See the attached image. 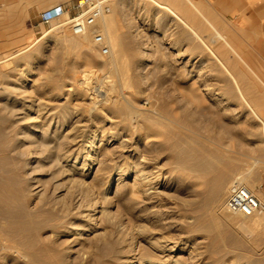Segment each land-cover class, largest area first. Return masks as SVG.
<instances>
[{
	"label": "rangeland",
	"instance_id": "rangeland-1",
	"mask_svg": "<svg viewBox=\"0 0 264 264\" xmlns=\"http://www.w3.org/2000/svg\"><path fill=\"white\" fill-rule=\"evenodd\" d=\"M160 1L169 3L176 11L179 10L177 12L187 17V20L190 18L189 20L193 21V18L191 19L193 15L206 21L209 19L220 31L225 30V34L229 33L226 36L236 35L237 39L232 44L249 56L255 70L254 81L257 82L255 89L264 94V8L255 14L251 12L253 6L246 5L245 11L251 12V18L244 12L230 13L216 5L214 0ZM153 2L111 0L112 11L109 15L113 14L112 17L116 18V29L120 36L123 35L121 37L126 45L122 57L124 64L122 72L103 63L111 58L112 51L110 55H98L96 51L98 46L95 43L93 53L75 50L69 54L65 62H62L67 46L63 33H69L68 27L62 29L60 27L63 18L52 20L46 26L43 25L39 32L32 31L24 41H19L16 36L18 31L7 27L8 22L5 18L9 14L0 12V58L3 61L1 64L6 66L8 75L10 74L8 80L12 82V86L18 85V92L7 94L18 97V134H21L20 128L24 129L29 122L30 105H34L35 108L32 115L39 113L50 115L53 124L64 122V132L69 130L73 133L77 125L83 123V131L88 139L89 135L91 137L97 130L96 144L103 143L100 148L104 149L105 155H101L95 162L93 171L86 176V180L93 188L96 185L94 195L98 197L97 208L100 210L96 214L98 215L96 221L100 229L106 231L112 240L107 243L96 241L89 231L80 238L67 230V221L75 219L79 222L81 218L76 216L74 210L67 212L66 209H62L68 202L56 203L53 200L50 187L54 186L57 180H65L62 192H66L70 184L68 174L63 173L54 177L52 161L42 156L56 147L51 146V150L46 153L41 145L38 148L35 142L25 141L37 147V155L44 167L33 170L35 172L31 174L20 168L19 163L16 171L8 160L6 164L2 162L0 165V182L12 186L10 190L4 189L3 186L0 190V264H175V260L178 264H192L194 261L195 264H264V223L252 231L241 230L239 223L248 218L243 214L234 215V212H230L233 215L234 227L224 232V240L219 245L220 250L212 253L207 251L212 242L211 235L194 228L202 211L199 202L204 194V185L195 174L176 166L175 152L171 145L178 135L187 138L189 135H196L207 145L217 146L226 153L240 156L242 160L238 171L250 174V183L259 197H264V165L249 166L247 160L251 157L243 151H237L240 149L239 139L245 147L256 143V139L252 138L249 132L239 131L232 135L226 130V123H239L240 127H244L252 120L247 118L248 110L240 98L226 93L229 84L224 79L225 73L222 74L221 67L217 66L214 59L208 57L207 50L200 46L197 38L195 41L189 28L181 23L173 12L165 7L162 9ZM208 24L210 27L202 32H205L204 35L208 36L215 49L221 45L223 49L220 50H224L229 44L224 39L217 40L215 35L210 33L211 30L215 31V27L209 21ZM238 43L239 45H236ZM131 45L135 47L132 48ZM135 48H140L139 52L141 49L145 51L139 53ZM179 51L182 53L181 57L177 56ZM188 67H194V71L188 72ZM79 79L84 81L79 83L77 82ZM192 86L197 87V91L202 94L203 99L201 98L200 102L194 100L190 94ZM203 88H209L211 92L201 90ZM109 89L113 95L116 94L115 97L119 95L116 102L106 99ZM7 95L3 94V100ZM91 96H94L95 101ZM122 102L128 105L132 112L111 108L116 103L123 105ZM1 105L2 103L0 112ZM168 105L173 110L169 114L165 113ZM1 113L0 117L7 119L5 111ZM235 119L236 121H233ZM103 134L105 138H102ZM141 134L148 136L145 138L146 141L140 142V148L146 149V156L148 155V163L146 162L148 169L155 171L154 173H161V181L169 183V186L162 187L167 192L158 204L150 203L154 212H158L161 218L159 222L154 219L153 211L149 214L142 212L143 199L141 201L140 197L136 209L132 208L135 200L131 191L133 173L130 155L135 150L132 148L136 144L133 138ZM237 137L239 139H236ZM123 139L124 143H120ZM108 140L110 142H107ZM99 165L101 168L98 169ZM97 169L96 174L94 172ZM232 178L227 179L228 185ZM27 181H32L33 185L39 188L48 186L44 197L27 193L25 190L28 187ZM228 194L217 204L218 212L230 211L225 205ZM144 215H148V218H143ZM255 217L264 219V214ZM10 221H18V226L19 223L24 222L26 225L30 223L29 228L20 234L18 241L8 238L2 231V227ZM148 234L162 236L160 238L166 235L167 239L177 243L178 250L168 251L158 244L151 243L149 237H146ZM118 236L125 238V242L121 244ZM16 246H24L23 250L27 255L24 256L19 248L17 251ZM122 246L123 252L131 256L130 259L134 258V261L123 260L120 254ZM195 254L199 256H194Z\"/></svg>",
	"mask_w": 264,
	"mask_h": 264
},
{
	"label": "bare ground",
	"instance_id": "bare-ground-1",
	"mask_svg": "<svg viewBox=\"0 0 264 264\" xmlns=\"http://www.w3.org/2000/svg\"><path fill=\"white\" fill-rule=\"evenodd\" d=\"M153 1L156 3L157 6H159L161 8L162 7L168 8L169 11L173 12L172 14H174V16L176 18L181 20V23L183 22L186 25V27L189 28L190 32L192 33V36L195 37L194 38L195 41L197 38V41H199V44L201 43L200 46L202 45L204 47V50H207L208 55H209L208 57L214 59L215 62L217 63V66L219 65L221 67L222 74L225 73L224 79L229 84V86L225 90L226 93L229 94L230 96L240 98L241 102L246 106V108L248 110L247 118L250 121L252 120L251 123L246 124L245 126L243 125L244 127H240L239 123L238 124H234V122L226 123L225 124L226 130L228 132L232 133V135H233V133H236V132L239 133V131L240 132H249L248 134H251L252 138L254 137L257 140V141L255 140L256 143H254V145H251L252 144L251 143L250 145L245 147L242 144L241 139H239V137H240L239 136L236 138V139H239V143H240L239 144L240 149L237 151L238 152L243 151V152H245L244 154H246L252 158V159L250 158L247 160V163L249 164V166H252V165H262L263 166L264 165V94L255 89V84L257 83L256 81H254L255 70L253 69V66L251 64L249 56L247 54H245L242 49L240 50V49H238V47L236 48L232 44L237 39V36L236 35H234V36L232 35L230 37L226 36L229 33L225 34V32H226L225 30H223L224 31V33H223V31H220L217 28V26H215V24L211 20L208 19L209 23L215 27L214 32H213V30L208 28L211 30L210 33L215 35L217 40L224 39L227 42V44H229V46L226 45V48H227V46L229 47L227 49L225 48L224 50H220L221 45H219L220 47H216V49H215L213 47V45L210 43L209 39L207 38L208 36L206 37V35H204L205 32L204 33L202 32L203 30H205L209 26L208 21L204 20L203 18H199V17L195 18L194 15L191 17V19L193 18L192 19L193 21L189 20L190 18L188 19L189 20L188 21L187 17L185 18V16H182V14L177 12L179 10L176 11L174 8H172L170 6L169 3H168L169 5H168L166 2L164 3L160 0H153ZM172 3H173V1H172ZM262 8H264V5ZM112 15H109V13H108V15L107 14L103 15L102 17H100L98 19V21L94 25L89 26L85 32L79 33V34L75 33L73 31V29L70 26H68L66 23L61 22V24H60L61 29L63 27H68V30H69V33H63V36L65 35L64 36V38L66 39L65 41H67L66 42L67 46L64 45V47L66 46V50L64 49L65 51L63 53L62 62H65L66 58L69 56V54L71 55V52H73L75 50H83V51H86L88 54L93 53L94 52L93 45L95 43L93 35H94V32L96 30H100L105 34L107 41L111 46V51H112L111 58L109 60H105L103 63L105 65L111 66V68L112 67L116 68L120 72L124 71L123 70L124 64L122 63L123 62L122 57H123V54L125 52V46L126 45L123 42V39L121 37L123 35L120 36V33H118V31L116 29V25H115V19L116 18L114 19L112 17ZM213 26H211V27H213ZM68 30L66 32H68ZM208 33H209V31H208ZM212 41H214V40H212ZM191 45H193V44H191ZM236 45H239V43ZM195 46L197 47V45H195ZM133 47H135V46L133 45L132 48ZM143 48H145V46ZM217 48H219V50ZM98 49L96 50L98 55L101 54V56H102V53H100V51ZM138 49H140V48H138ZM138 49H136V50H138ZM196 49L197 48H195V50ZM221 49H223V48H221ZM200 50H201V48H200ZM141 51H142V49H141ZM144 51H142V53ZM192 51H193V48H192ZM137 52H139V50ZM110 54H108V55H110ZM134 55H136V54L134 53ZM177 56L181 57L182 53L179 51L177 53ZM210 58H209V60H210ZM1 62H3V61L0 58V104L2 103V105H1L2 111L3 112L5 111L7 119L4 120L3 118L0 117V165L2 164V162H5V164H6L7 163L6 160H8V162L11 163V165H13V168L15 169V171L18 170V165L20 164L19 165L20 168H23L27 173L32 174L35 172V171L33 172V170H36L39 167H41V169H42V167H44V164H43V162H41L39 155H37L36 148L39 145H41V147L44 148L46 150V153H47V152H49V150H51L50 149L51 146H55L56 148L54 150H52L48 154L42 155V156L44 157V159H48V160L52 161V165L54 167V174H53V172H52V174L54 175V177L59 176L63 173L68 174V176H69L68 179L70 181V184L67 186L68 188L66 187L67 188L66 192H62V190L65 187L64 182H63L65 180H62V181L57 180V182L54 184V186L50 185L51 186L50 188L52 189V195L54 198L53 200L56 203L64 202L66 204V202H68L66 207L64 206V207H62V209H66L67 212L74 210V212L76 213V216L81 218L79 222H77L75 219L74 220L71 219V220L67 221V224H68L67 230L74 232L80 238H83V235L89 231L92 233L91 237L95 238L94 240H96V241H104L105 243H107L108 241H112L111 239H109L110 235L106 231L101 230L99 223L96 221V219L98 218V215H96V214L98 211H100L97 208V201H98L97 198L98 197L96 198V196L94 195L95 194L94 189H95L96 185L93 188L91 185H88V182L86 180V176L88 174H90L91 171H93L92 169H93V166L95 165V162L100 159L101 155H105L103 153L104 149H102V147L100 148V146L103 143H101L100 145L96 144L97 130H95V133L93 135H91V137L89 135L88 139H87L88 136H85L84 131H83V126H82V125H84L83 123H82V125H81V123H80V125H77V127L75 128L73 133H71L69 130H68V132H64L63 131L64 122H60V123L57 122L56 124H53V121H50V115L48 116L47 114L42 115L41 113H39V114L34 116V115H32L33 114L32 111L35 109L34 105L33 106L30 105V106H28V108H29L28 109L29 110V113H28L29 114V117H28L29 120L28 121L29 122L26 120L28 122V124L26 125V127L24 129L20 128L21 134L19 135L18 134V107H17L18 106V97L15 95L13 97L7 95V94H10L12 92L13 93L18 92V87H17L18 85L16 87L12 86V82L10 80H8V77L10 74L8 75V71L6 70V66L1 64ZM187 62H188V60H187ZM195 62L196 61H194V64H195ZM72 65H73V63H72ZM70 66H71V64H70ZM193 68L188 67L187 71L191 73ZM185 73H187V72H185ZM222 74L220 76H222ZM91 76H92V74H91ZM81 79H79L77 82L82 83L84 80L82 81ZM218 79H220V78H218ZM75 83H76V81H75ZM222 84H223V82H222ZM86 86H88V85H86ZM107 88H109V87H107ZM116 88L117 87H115V89ZM80 89H81V87H80ZM208 89L209 88H203L201 90H203V91L206 90L207 92H211V90H208ZM84 90H85V88H84ZM110 91H111L110 89L107 91L106 99L108 101H111V102L117 100V97L119 95L115 97L116 94L113 95ZM87 93H89V92H87ZM3 94L7 95L6 97L4 96L5 97L4 100L2 98ZM190 94L193 96V99L197 100V101L201 100V98L203 97L202 94L199 91H197V87H194V86H192L190 88ZM21 96L22 95H20V97ZM91 97H92V99H94L93 101H95L94 96H91ZM96 99H97V97H96ZM123 101H124V99H123ZM122 104L123 105H119V104L117 105V103H116L115 106L111 107V105H110V107L113 110L123 111V112H128L131 110V109H129L128 105L124 104V102H122ZM126 104H127V102H126ZM101 105H103V104H101ZM95 107H97V106H95ZM168 108H169V105L167 106V108H166L167 112H165V113L169 114L173 110L170 108L168 109ZM209 109H210V107H209ZM131 112H132V110H131ZM51 115H52V113H51ZM63 115H65V114H63ZM136 116H137V113H136ZM157 116H158V114H157ZM52 117H54V116H52ZM19 118H20V116H19ZM20 120H22V119H20ZM233 121H236V119ZM197 128H199V127H197ZM237 136H238V134H237ZM146 137H148V136H144L141 134L140 136L133 138V140L136 142V144L132 147L135 150L132 151L131 155H130L132 158L131 171L133 173V182L131 183V191L133 194V199L135 200V204L132 206V208H135L137 206L138 199L140 197L141 201L143 199V205H142L143 208H141L142 212L144 211L147 214H149L153 211L154 219L157 222H159L161 220V218H160V216H158V214H157L158 212H154V209H152V207H151L152 204H150V203L152 202L154 204V202H157V204H158V201L167 192V190L165 191L162 187L169 186V183H165V182L161 181V179H160L161 173L160 174L158 172L154 173L155 171L153 172L150 169H148V166H147V163H148L147 162V160H148L147 156L148 155L146 156V153H145L146 149L144 150V149L140 148V146H141L140 142L142 143V140L144 141ZM102 138H105L104 134H103ZM25 141L26 142L27 141L28 142L29 141L35 142L37 147H35V146L33 147L34 144L31 146V145L25 143ZM107 142H110V140H108ZM121 142L124 143V139L121 140L120 143ZM24 144H27V145L24 146ZM171 146H173L172 148H173V151L175 152V159H176V163H177L176 166L181 170H188V171L192 172L193 174H195L197 177L200 178L201 183L204 185L203 197L201 196L202 197L201 201L200 202L198 201L199 205L203 209L202 208L200 209L202 211L200 212V214L197 217L196 223L194 224V228L204 230L211 235V237H212L211 241L212 242L210 243V245L207 248L208 252L212 253V252L219 251L220 250L219 245L224 240V232L226 230H231V228L234 227V220L232 219V216H233L232 213H230L232 211H229V212L227 211V212L221 213L220 211L218 212V210L216 209V206L218 203H220L223 200L224 196L229 193L231 186L234 184H237V183L247 186L254 193H256L252 187V184L250 183V174L248 172L238 171V169L241 167V160H242V158L240 156L234 155L233 153L232 154L226 153V152H224L223 149H221L217 146L207 145L201 139H199V137L196 135H193V134L189 135L188 138L184 135H178L175 138V141L173 142V144ZM140 150H142V151L140 152ZM101 159H103V156ZM106 160H108V159H106ZM115 164H117V163H115ZM100 165L98 166V169H99ZM256 168H257V166H256ZM98 169L94 173L97 174ZM251 170L252 169H250V171ZM96 174L95 175L93 174L94 177L96 176ZM27 175H29V174H27ZM31 177H32V175H31ZM230 177H233V178H232L230 184L228 185L227 179ZM33 178H31V179L35 180L36 176ZM58 179H59V177H58ZM49 180H50V178H49ZM33 184L34 183L32 181L28 182V187L25 188L27 193L34 194V195L40 196V197H42V196L44 197V195L47 193L48 186L47 187L43 186L42 188H39L38 186H34ZM93 185H94V183H93ZM2 186L4 189H7V190L12 189V186H10V185L8 186V184L0 182V190H1ZM98 187H96V188H98ZM107 187H108V185H107ZM7 203H8V201H7ZM157 204H154V205H157ZM135 209L133 211H135ZM195 210H196V208H195ZM6 213H7V211H6ZM6 213H4V214H6ZM8 214H7V216H8ZM234 215H235V213H234ZM112 216L113 215H111L110 217H112ZM137 216H139V214H137ZM244 216H246L245 218H248V219H245L241 223H239L240 228L239 227L238 228L241 230L252 231L256 227L260 226L261 224L263 225V223H264L263 217H255L256 215H244ZM4 217L7 218L6 215H4ZM143 218L147 219L148 215L147 216L144 215ZM164 221H165V219H164ZM164 223H166V222H164ZM28 225H26L23 222L22 224L19 223V226H18V221L17 222H11L10 221V222L6 223L5 226L2 227V231L8 236V238L18 241L20 234H22L25 231V229H27ZM33 226H34V224H33ZM263 234H264V232H263ZM146 237H149V239L151 240V243L158 244V245L162 246L163 249H165V250H168V251L178 250V248L176 247L177 243H174L175 241H173L169 238L167 239L166 235H165L166 239H164L165 238L164 236H163L164 238H160L162 236L158 237L156 234H151V235L146 236ZM117 239L120 240L119 241L120 243L125 242L124 241L125 238H123L121 236H118ZM13 243H15V242H13ZM120 243H119V246L122 244V243L121 244ZM110 244H111V242H110ZM18 248H19V250H21V252L24 254V256L27 255V252H25V250H23V249H25L24 246H22V247L16 246L17 251H18ZM88 250H89V248H88ZM123 251L124 250H123V246H122L121 250H120V252H121L120 254H121V257L123 258V260L125 262H131V261L135 260L134 258L130 259L131 256L127 255ZM197 251H199V250H197ZM200 251H202V250H200ZM205 254L206 253L204 252V255ZM194 256H199V255L195 254ZM106 262H109V261H106ZM195 263L196 262L194 261L192 264H195ZM175 264H178V262L176 260H175Z\"/></svg>",
	"mask_w": 264,
	"mask_h": 264
},
{
	"label": "built area",
	"instance_id": "built-area-1",
	"mask_svg": "<svg viewBox=\"0 0 264 264\" xmlns=\"http://www.w3.org/2000/svg\"><path fill=\"white\" fill-rule=\"evenodd\" d=\"M112 11L111 0H72L70 4H59L41 12L44 22L63 18V23L69 25L75 33H83L94 25L100 17ZM94 42L104 55L111 53V46L105 34L96 30ZM228 210L243 215L264 214V197H259L243 184L231 186L225 202Z\"/></svg>",
	"mask_w": 264,
	"mask_h": 264
},
{
	"label": "crops",
	"instance_id": "crops-1",
	"mask_svg": "<svg viewBox=\"0 0 264 264\" xmlns=\"http://www.w3.org/2000/svg\"><path fill=\"white\" fill-rule=\"evenodd\" d=\"M0 12L9 14L5 21L7 27L16 29L19 41H24L32 31L39 32L43 25H47L41 18V12L59 4H70L72 0H2ZM220 8L230 13L244 12L252 18L251 12L255 14L261 11L264 0H214ZM241 1V2H240ZM246 5L253 6L251 12H246ZM262 6V7H261ZM27 9V10H26ZM61 18H58L59 20ZM55 20V19H54ZM10 22V25H9Z\"/></svg>",
	"mask_w": 264,
	"mask_h": 264
}]
</instances>
